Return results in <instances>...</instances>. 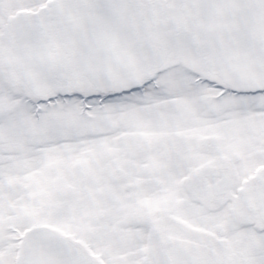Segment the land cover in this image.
<instances>
[{
    "label": "snow or ice",
    "instance_id": "obj_1",
    "mask_svg": "<svg viewBox=\"0 0 264 264\" xmlns=\"http://www.w3.org/2000/svg\"><path fill=\"white\" fill-rule=\"evenodd\" d=\"M0 264H264V0H0Z\"/></svg>",
    "mask_w": 264,
    "mask_h": 264
}]
</instances>
